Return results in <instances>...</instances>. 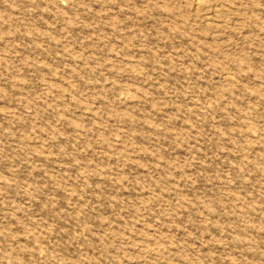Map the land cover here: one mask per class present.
Wrapping results in <instances>:
<instances>
[{
	"label": "rangeland",
	"instance_id": "rangeland-1",
	"mask_svg": "<svg viewBox=\"0 0 264 264\" xmlns=\"http://www.w3.org/2000/svg\"><path fill=\"white\" fill-rule=\"evenodd\" d=\"M0 264H264V0H0Z\"/></svg>",
	"mask_w": 264,
	"mask_h": 264
}]
</instances>
